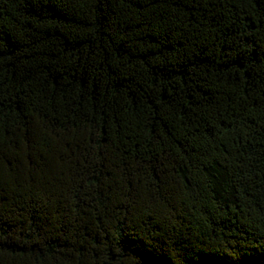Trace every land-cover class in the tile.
<instances>
[{
    "label": "trees",
    "instance_id": "trees-1",
    "mask_svg": "<svg viewBox=\"0 0 264 264\" xmlns=\"http://www.w3.org/2000/svg\"><path fill=\"white\" fill-rule=\"evenodd\" d=\"M0 264H264V0H0Z\"/></svg>",
    "mask_w": 264,
    "mask_h": 264
}]
</instances>
